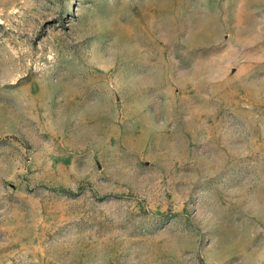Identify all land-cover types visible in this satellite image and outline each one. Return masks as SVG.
Masks as SVG:
<instances>
[{
    "label": "rangeland",
    "instance_id": "rangeland-1",
    "mask_svg": "<svg viewBox=\"0 0 264 264\" xmlns=\"http://www.w3.org/2000/svg\"><path fill=\"white\" fill-rule=\"evenodd\" d=\"M0 264H264V0H0Z\"/></svg>",
    "mask_w": 264,
    "mask_h": 264
}]
</instances>
